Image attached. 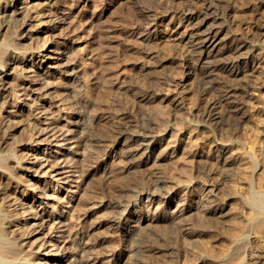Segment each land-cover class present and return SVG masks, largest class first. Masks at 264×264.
<instances>
[{
    "label": "rangeland",
    "instance_id": "1",
    "mask_svg": "<svg viewBox=\"0 0 264 264\" xmlns=\"http://www.w3.org/2000/svg\"><path fill=\"white\" fill-rule=\"evenodd\" d=\"M30 1L18 0L16 5ZM35 4L31 10L39 25L23 33V37H33L29 43L34 48L19 66L18 80L8 81V87H16L7 102L1 101L0 118L6 109L16 111L7 120L17 126V136L25 138L35 134L33 122L48 129L47 140L38 146L43 160L54 161L46 168L53 200L47 207L39 202L33 207L34 213L45 208L57 216L46 230L47 252H52L48 262L124 264L120 241L125 231L115 236L108 227L109 219L116 216H122L121 226L135 218L140 238L160 241L164 258L154 253L152 262L175 264L179 252L185 262L186 249L197 251L190 218L205 214L203 199L210 192L204 183L214 184L220 175L233 173L224 145L235 141L242 156L250 154L252 189L264 191V0H36ZM206 4H212L222 17L224 36L214 63L221 91L216 88L207 94L200 81L201 51L194 44L198 19L182 10L195 11ZM146 7L157 15L143 12ZM119 10L126 14L125 22L115 33L107 24ZM217 23L208 19L204 29ZM57 24L65 38L50 37V28ZM100 26L107 36L104 48ZM120 52V65L114 68ZM240 52L258 65L257 73L244 79L251 96L239 132L221 133L203 125L202 116L212 106L222 110V94L235 79H227L230 71L221 64L235 60ZM72 60L77 63V79L68 76ZM102 65L111 74L103 75ZM86 69L92 73L90 78L84 74ZM84 115L91 124L88 133L79 124ZM119 129L126 133L117 138ZM138 135L151 140L147 151H139L131 141ZM53 164L55 172H51ZM36 177L31 171L27 178L34 191L41 180L48 179ZM258 182L262 190L256 188ZM250 258L252 264H259Z\"/></svg>",
    "mask_w": 264,
    "mask_h": 264
},
{
    "label": "bare ground",
    "instance_id": "2",
    "mask_svg": "<svg viewBox=\"0 0 264 264\" xmlns=\"http://www.w3.org/2000/svg\"><path fill=\"white\" fill-rule=\"evenodd\" d=\"M17 1L18 0H0V103L1 101L7 102L9 95L15 91L16 85H12L11 89L7 86L8 81L10 79L18 80V76H20L19 66L25 62L28 52L34 48L29 43L30 39H33V37L30 36L28 38V35L23 37V33L27 31V27L39 25L37 24V17L34 16L31 10L36 6V0H31L22 6L16 5ZM224 1L228 2V0ZM213 8L214 6L212 4H206L202 9H197L195 11L188 8L182 9L184 11H189L192 14V18L198 19L194 29L197 41L194 44L198 46L201 51L200 62H202V73L201 75L199 73V75L201 76L200 81L202 82L205 94L216 89L218 84H220L215 81L214 74H216L215 70L218 65L214 63L219 60L215 59L218 56L215 55V51L224 40V36H222V23H220V18L222 17H220ZM143 12L151 16L157 15L155 14L156 11L154 12L150 7H146ZM124 16H126V14L124 15L123 12L119 10L114 17L110 18L107 25L112 30H115V33L120 32L124 26ZM154 18L157 20V17ZM208 19H211L214 23H218L215 25L211 24V27L204 29ZM104 30L103 26L99 27L100 46L102 48H104L103 44L107 40ZM50 37H52V39L65 38L64 34L60 33L58 24L50 28ZM234 52H236V50ZM120 62L121 52L118 54L114 68L119 66ZM221 66L226 68V70L229 69L230 73L227 71L229 76L226 75L229 81L231 78L233 80L239 78L241 79L239 81L243 82L238 83L239 81L236 82L234 80L230 81L232 82L230 83L227 81L230 84L228 86L226 85L227 87L223 92L224 94H222L223 111H219L212 106L208 112L203 113L202 123L205 126L206 124H208V126L211 125V127L221 133L225 130H231L237 133L243 123L244 107L250 95L248 91V87L250 86L246 84L245 78L247 76L253 77L257 73L258 65L252 64V61L249 60V56L242 52L235 60L224 62ZM69 67L71 68V72L68 76L74 79L79 78L77 63L72 60L69 63ZM107 70L110 71L111 69L102 65L101 72L103 75L107 76L111 74V72L108 73ZM84 74L89 78L92 75L88 69L85 70ZM51 75H53V73H51ZM219 79L217 78V80ZM222 79L223 78L220 80L222 81ZM250 80L252 79L249 78V81ZM219 90L221 91V89ZM223 90L224 88H222V91ZM15 112L16 111L6 109V115L0 118V264H50L48 260L52 252H47V238L49 235L46 230L47 226L57 219V216L47 213L45 208L41 213L33 212V207L36 202H39L40 205L44 204L45 207H47L49 206V200H53L52 195L48 194L51 177L46 168L54 161H51L49 157L43 160V158L40 157L42 153L38 146L40 143L47 140L44 137L48 129H41L38 127L39 125L37 122H33L35 134L26 138L24 137L25 135L17 136L19 132L17 126H14L11 122L9 123L10 119L9 121L7 120L10 116L15 115ZM227 116L229 117V121L227 120L226 123L224 120ZM79 124L82 130H86L87 133L90 132L91 128L89 127H91V124L85 121V115ZM226 125L230 126L229 129H226L227 127L225 128ZM125 133V129H119L117 138L123 136ZM37 135L39 136L36 137ZM147 138L138 135L131 141L138 144L139 151L141 149L147 151L151 144V140ZM234 142L231 141L224 145L225 148L223 150V152L230 154L226 163L232 167L230 169H232L233 173L231 174L229 172L231 175L229 173L228 175H220L216 178L214 184H209L208 182L204 183L206 187L205 190L209 188L208 192H210V196L203 199L204 204L202 207L205 214L200 217L190 218V223L192 225L190 227L193 228L192 231L196 233L195 235L197 237V241H195L197 251L191 253L186 249L187 252L185 254H187V259L185 262H182L181 259L182 252H179L178 257L175 256V259L173 258L175 261H172L181 264H252V262L249 261L252 256L259 264H264V191L262 190V186L260 187L261 183L259 182L256 188H261L260 190L262 191L255 192V190L252 189L254 162L251 160L250 154L248 156H242L239 147L236 146ZM14 144L18 147L13 148ZM254 154L256 155L255 151L253 155ZM31 156L35 159L32 160V162L30 160ZM28 161H30V163ZM55 165L53 164V166H51L53 168L51 172L56 171L54 170ZM31 171L37 174L36 178L38 179H40L41 176H48V179L41 180L40 185L37 187V191H34V186L32 184H28L29 180L27 178ZM193 178L195 179L196 177ZM256 180L257 179H255V182ZM160 182L163 183L162 180ZM195 182H197V178ZM158 189L161 190L160 187ZM221 191L224 192L220 194ZM44 198L48 200L45 203L43 202ZM164 198L168 200L170 196ZM186 210L190 211L188 208ZM28 216L31 218L29 219ZM121 219L122 216H116L108 221L109 231L115 234V236H119V233L125 231L122 242L120 241V247L122 248L121 254L123 257L121 263L157 264L151 261V257L154 253L164 258V248L159 243L160 241L151 242L140 238L141 232L139 231L140 229H138V225L136 226L135 224V218L131 219L129 223L126 224L127 226L120 225ZM152 226L153 225H150V228ZM82 235L78 237L81 238ZM251 235L255 237L252 238ZM54 245L55 244H53V246ZM178 248L179 247H177V250ZM57 259L59 260V258H56V261ZM38 260L39 262L37 263ZM81 261L80 258L78 262ZM172 263L173 262H171V264ZM253 264H255V262Z\"/></svg>",
    "mask_w": 264,
    "mask_h": 264
}]
</instances>
